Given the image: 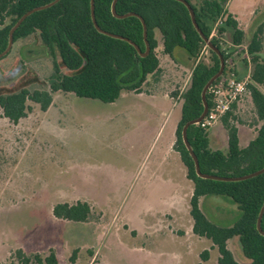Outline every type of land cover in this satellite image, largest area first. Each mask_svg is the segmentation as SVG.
I'll return each instance as SVG.
<instances>
[{"label":"rangeland","instance_id":"obj_1","mask_svg":"<svg viewBox=\"0 0 264 264\" xmlns=\"http://www.w3.org/2000/svg\"><path fill=\"white\" fill-rule=\"evenodd\" d=\"M246 3H256V8L250 15L254 22H241L240 28L246 32L242 45L232 44L228 29L219 32L224 17L211 24V37L226 56L222 74L233 72L246 80V93L232 106L228 123L256 135L261 123L256 121L247 88L251 59L246 49L260 30L264 56V0H233L229 10L244 13ZM155 36L160 72L148 76L138 92H122L110 104L56 92L46 111L28 102L30 111L16 124L4 118L0 109V264H9V255L16 249L26 254H46L53 249L58 264H217V249L192 233L188 214L180 215L177 222L172 215H164L171 211L167 192L132 189L134 173L143 174L162 160L165 148L167 159L182 164L173 148L175 130L180 96L189 87L196 61L182 49H175L171 57L164 54L160 34ZM199 59L210 64L206 49ZM51 73V56L35 32L13 42L0 59V93L46 89ZM138 93L166 103L157 104L156 109L152 105L130 109L124 96ZM222 118L205 128L212 150L224 147L227 133ZM177 176L181 180L179 173ZM77 201H85L91 208L86 222L53 217L54 205ZM222 206L227 207L221 201L205 203L203 210L220 224L235 221L234 207H229L228 219L214 216L215 208ZM155 224L161 231L145 237L146 229ZM227 248L238 264H251L238 239L231 240ZM74 251V262H70Z\"/></svg>","mask_w":264,"mask_h":264},{"label":"trees","instance_id":"obj_2","mask_svg":"<svg viewBox=\"0 0 264 264\" xmlns=\"http://www.w3.org/2000/svg\"><path fill=\"white\" fill-rule=\"evenodd\" d=\"M53 0H0V53L6 48L8 33L15 22L27 11L46 5ZM189 3L195 20L203 35L226 56L218 41L211 37V24L221 17L222 33L228 29L233 45L240 46L245 33L237 22L225 14L228 0H197ZM112 0H94V16L98 27L108 33L126 38L145 52L143 28L136 16L115 18L110 11ZM117 15L135 14L146 25V39L149 53L141 57L135 48L123 39H117L98 32L91 21L90 0H59L53 6L28 16L14 32L13 42L25 39L38 32L41 43L52 59V73L46 89H19L0 93V109L4 118L16 124L30 111L28 102L39 105L46 111L56 92L70 93L77 98L97 100L104 104L115 102L122 92H138L150 75L160 72L156 55L158 42L155 33L161 37L162 51L172 56L175 49H182L196 61L190 75L189 87L181 94L180 120L175 130L174 150L186 169V177L193 185L189 201V215L192 219V233L205 238L217 249V264H238L227 243L238 239L243 256L251 264H264V236L256 229V222L264 202V173L241 181H216L202 179L195 173L194 163L186 150L182 138L183 125L202 112L201 91L208 80L219 69V58L207 48L205 42L194 29L187 8L175 0H117ZM260 30L247 43V53L251 59V83L248 92L254 107L256 121L261 123L255 137L245 148L239 147L238 129L228 123L231 115L222 118L227 133L226 150H212L207 131L199 125L188 127L186 136L194 152L200 172L219 177H241L264 167V56L261 54ZM203 49L210 54V64L199 59ZM59 58L60 62H57ZM63 67L68 72L65 74ZM208 107L211 105L209 92L206 93ZM234 108V106H233ZM227 197L240 211L238 219L229 227H221L211 222L199 207L205 196ZM56 219L86 222L91 208L85 201L74 204L58 203L52 207ZM260 227L264 231V212ZM206 255V253H204ZM75 251L70 257L74 262ZM9 264H58L53 249L46 254H26L16 249L9 255Z\"/></svg>","mask_w":264,"mask_h":264},{"label":"crops","instance_id":"obj_3","mask_svg":"<svg viewBox=\"0 0 264 264\" xmlns=\"http://www.w3.org/2000/svg\"><path fill=\"white\" fill-rule=\"evenodd\" d=\"M232 1L233 0H228L226 5L224 6V12L225 14L231 15L233 19L237 22L238 28L242 30L244 33H246L243 28H240L241 22L248 20V19L251 21L250 23L254 22V19L252 20L250 19V15L253 14V10L256 8V3L255 4L246 3L247 10L244 13H240L238 11L236 12V11L229 10V5L232 3ZM238 1L239 3L241 2V0H238ZM120 97L122 96L120 95L119 98ZM124 97H125L124 99L126 103L128 104V107L130 109H135V110H138V109L143 110L146 106H150V105H152L153 109H156L157 104L161 102H165L164 100L154 95H144L142 93H138L133 96L126 95ZM237 129H238L239 147L245 148L248 145V143L255 137V135L247 131L241 130V128H237ZM224 141H225L224 147L222 149L218 148L219 150H226L227 136H225ZM166 153H168L167 148H165V153H164L162 160L158 161L157 163L156 162L153 163L151 166L147 168V170H145L143 174L142 172L140 173L139 171H136L134 173L133 178H132V182L134 183V185L132 189L133 190L135 189L137 191H144L147 193H149L150 190L151 191L154 190L156 192H160V191L167 192L168 199L166 203H168L171 206V211L167 214L165 213L164 215H172L173 221L177 222L178 217L180 215H183V214L189 215V210H190L189 201L192 196L193 185L191 181L187 179L184 169L181 168L183 167L182 164L180 163L179 166H177L176 161L171 162L169 159H167ZM178 173H179L181 180L178 179V176H177ZM217 201H221L222 203L226 204L227 207L222 206L221 208L219 207L215 208L216 213H214V216L219 215L223 220L228 219L230 211H231L229 207H234L233 208L234 209L233 211H235L234 215L238 219V217L240 216L239 215L240 211L237 209V206L234 203H232L227 197L215 196V195L202 197L199 201V207L201 211L204 213L203 206L205 203L214 205V203H216ZM217 209L218 210L220 209V211H218ZM204 214L206 215V213ZM161 218H158V219H161ZM207 218L209 219V217ZM209 220L213 222L214 224L221 226V227H229L236 221L235 220V221H232L231 223L220 224L218 222L213 221L212 219H209ZM192 225L193 224L191 223V228H192ZM146 231L147 232L144 234V236L149 238L150 236H148V234L151 235V233L155 231H161V226L158 224L157 225L155 224L153 226H149L146 229ZM137 234L138 233L136 231V235ZM233 239H237V238L234 237L231 240ZM231 240L228 241L227 246L229 245V242Z\"/></svg>","mask_w":264,"mask_h":264},{"label":"water","instance_id":"obj_4","mask_svg":"<svg viewBox=\"0 0 264 264\" xmlns=\"http://www.w3.org/2000/svg\"><path fill=\"white\" fill-rule=\"evenodd\" d=\"M59 0H53L52 2L46 4V5H43V6H38V7H35L27 12H25L16 22L15 24L10 28L9 30V33H8V42H7V46L6 48L0 53V59L3 58L5 55L8 54V52L10 51L11 49V46L13 44V35H14V32L19 28V26L22 24V22L28 17L30 16L31 14L35 13V12H38V11H41V10H44V9H47L51 6H53L54 4H56ZM116 1L117 0H112V3H111V7H110V11H111V14L115 17V18H118V19H123V18H126L128 16H136L141 24H142V28H143V38H144V42H145V52L141 53L140 49L138 48V46H136L133 42H131L130 40L126 39V38H122L120 36H117V35H114V34H111V33H108V32H105L103 30H101L98 25L96 24V21H95V16H94V0H90V16H91V21L93 23V26L94 28L100 32V33H103L105 35H108L110 37H113V38H117V39H123L124 41L128 42L130 45H132L136 52L141 56V57H145L147 56V54L149 53V46H148V43H147V39H146V25H145V22L144 20L138 16V15H135V14H132V13H129V14H125V15H117L116 12H115V4H116ZM175 1H178L180 3H182L188 10L189 12V15H190V19H191V22H192V25L194 27V29L196 30V32L200 35V37L202 38V40L205 42L207 48H209L212 52H214L217 57L219 58V69L217 71L216 74H214L209 80L208 82L204 85L202 91H201V102H202V112L201 114L193 119V120H190L188 122H186L182 129H181V138H182V142L186 148V150L188 151L191 159L193 160V163H194V168H195V173L198 177L202 178V179H208V180H216V181H224V182H231V181H241V180H245V179H249V178H252V177H256L262 173H264V167L256 172H253L251 174H248V175H245V176H241V177H233V178H230V177H219V176H214V175H208V174H203L200 172V168H199V163H198V160L194 154V152L192 151L191 147H190V144L187 140V136H186V132H187V129L189 126L191 125H197L198 123H200L202 121V119L205 117L206 115V112H207V109H208V104H207V101H206V93L209 89V87L213 84V82L219 78L223 71H224V66H225V62H224V59L222 57V54L221 52L210 42L209 39H207L203 33L201 32L200 28L198 27L197 23H196V20H195V14L192 10V8L190 7L189 3L185 0H175ZM264 212V202L262 204V207L260 209V212H259V215H258V218H257V222H256V229L258 231V233L262 236H264V231H262L261 227H260V222H261V217H262V214Z\"/></svg>","mask_w":264,"mask_h":264},{"label":"built area","instance_id":"obj_5","mask_svg":"<svg viewBox=\"0 0 264 264\" xmlns=\"http://www.w3.org/2000/svg\"><path fill=\"white\" fill-rule=\"evenodd\" d=\"M247 54V53H246ZM211 105L199 125L201 128L212 127L218 120L231 111V108L246 93V80L233 72L222 74L208 89Z\"/></svg>","mask_w":264,"mask_h":264}]
</instances>
